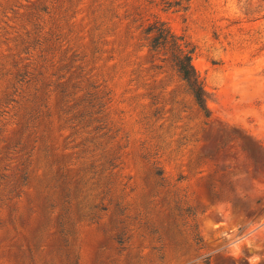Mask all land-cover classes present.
Instances as JSON below:
<instances>
[{
  "label": "rangeland",
  "instance_id": "obj_1",
  "mask_svg": "<svg viewBox=\"0 0 264 264\" xmlns=\"http://www.w3.org/2000/svg\"><path fill=\"white\" fill-rule=\"evenodd\" d=\"M162 1L0 0V264H264V0Z\"/></svg>",
  "mask_w": 264,
  "mask_h": 264
},
{
  "label": "trees",
  "instance_id": "obj_2",
  "mask_svg": "<svg viewBox=\"0 0 264 264\" xmlns=\"http://www.w3.org/2000/svg\"><path fill=\"white\" fill-rule=\"evenodd\" d=\"M189 1L163 0L162 3L165 9L175 7L185 10ZM143 33L151 52L158 54L162 52V56L168 55L167 61L184 82L195 104L205 115H208L203 82L192 64L194 47L183 36L174 34L161 20H154L148 24Z\"/></svg>",
  "mask_w": 264,
  "mask_h": 264
}]
</instances>
